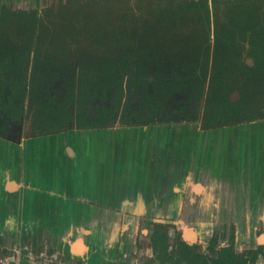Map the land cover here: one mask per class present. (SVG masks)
<instances>
[{
    "label": "crops",
    "instance_id": "obj_1",
    "mask_svg": "<svg viewBox=\"0 0 264 264\" xmlns=\"http://www.w3.org/2000/svg\"><path fill=\"white\" fill-rule=\"evenodd\" d=\"M50 4L0 0V10ZM157 222L190 242L233 224L238 243L264 244V118L0 136L8 264H142L137 246Z\"/></svg>",
    "mask_w": 264,
    "mask_h": 264
},
{
    "label": "trees",
    "instance_id": "obj_2",
    "mask_svg": "<svg viewBox=\"0 0 264 264\" xmlns=\"http://www.w3.org/2000/svg\"><path fill=\"white\" fill-rule=\"evenodd\" d=\"M223 2L224 15L219 11L220 0H188L180 7L163 8L153 25L164 33V44H172L175 64L186 67L190 63L197 68L189 71L196 94L202 92V84L207 81L202 127L264 117V112L254 106L264 103V0ZM189 11L194 27L188 33L177 34L175 29L181 24L177 16ZM73 14L84 15L80 10ZM82 28L94 44H103L107 50L95 60L96 64L80 63L66 82L63 98L49 96L48 92L45 93L48 96L40 97L38 94L46 88L45 79L67 53L66 39L54 26L43 22L36 10L13 11L5 7L0 10V115L19 119L29 92L33 133L106 126L115 121L118 110L115 105L123 91L124 75L129 71V57L137 58L138 52L144 53V42L136 47L134 37L110 29L90 16ZM115 49L118 52L114 53ZM244 50L252 64L244 60ZM111 86L114 106L102 105L97 118L88 117L92 99L104 96ZM235 88L240 98L232 101L229 95ZM139 117L134 121L128 116L122 119L125 123L141 124ZM166 239L167 233L161 226L156 227L152 235L154 245L164 248ZM220 253L226 264H253L255 258V252L247 258L237 257L230 248H221ZM195 264L209 263L198 258Z\"/></svg>",
    "mask_w": 264,
    "mask_h": 264
},
{
    "label": "rangeland",
    "instance_id": "obj_3",
    "mask_svg": "<svg viewBox=\"0 0 264 264\" xmlns=\"http://www.w3.org/2000/svg\"><path fill=\"white\" fill-rule=\"evenodd\" d=\"M186 1L188 0H49L51 4L37 12L38 17L63 33L66 39L67 53L61 64L53 67L50 76L45 79L44 86L46 88L40 91L42 95H38L40 97L49 95L63 98L67 86L66 82L71 77L72 72L79 68L80 63L90 62L92 64L107 50L103 44L101 46L94 44L87 37V31L82 28L87 16H90V18L102 22L110 29L125 31L126 34L134 37L137 41H135L136 47L144 42V53L140 51L141 54H139L138 52L137 58L129 57V71L124 75L123 91L118 97L121 106L125 105L128 110L135 111L142 100L149 97L148 100H157L160 109L164 112L170 111L176 115L178 113H193L198 104L204 106L206 102L205 93L202 94L203 96L195 94L189 77V71L191 69L197 70V68L190 63L186 67H182L180 63L175 64L174 51L170 50L172 44H164L165 42L162 40L165 37L164 33L157 26L153 27L157 15L163 8L180 7ZM223 1L220 0L219 4L221 15H224L226 8ZM79 10L84 13L86 18L82 14L79 15L80 17L73 14ZM191 15V11H189L184 16H177V19L181 20V24L175 29L177 34L188 33L194 27L195 21L191 20ZM136 47L132 49H136ZM116 52L118 49L114 50V53ZM248 59L249 57H244L246 62ZM235 91L240 96V92L236 88L230 94ZM47 92L48 95L45 94ZM24 98V108L19 119L0 115V131L6 130L7 136L15 135L16 138H20L31 131L30 121L33 107L29 92ZM114 100L111 86L104 96H97L92 99L90 112L92 113L100 103L112 104ZM254 106L258 107L259 111L264 112V103H255ZM74 110L73 108V112ZM261 118L264 117L257 119ZM226 239L227 232H225L224 238L221 234L219 235L220 243ZM147 243L148 239L143 242V246ZM196 251L207 254L209 257L215 254L214 248L207 245L195 246L194 252ZM180 253L179 262L186 264L189 255L188 250L182 249ZM163 257H165L164 254ZM149 258L147 264H156ZM153 258L155 259L156 255ZM256 264H264V247L260 250Z\"/></svg>",
    "mask_w": 264,
    "mask_h": 264
},
{
    "label": "flooded vegetation",
    "instance_id": "obj_4",
    "mask_svg": "<svg viewBox=\"0 0 264 264\" xmlns=\"http://www.w3.org/2000/svg\"><path fill=\"white\" fill-rule=\"evenodd\" d=\"M245 50L248 48V43L245 42ZM245 50L242 52L243 58L246 56ZM204 84L207 86V81L203 82L202 84V92L201 95L205 93L206 87H204ZM196 94V93H195ZM198 95V94H197ZM202 95V96H203ZM201 96V97H202ZM147 97V96H145ZM143 99L140 103V106L135 110H128V108L124 106H121L119 101L115 105L117 107V113H116V119L115 121L111 122H121L124 124H131L133 123H125L122 119L123 116H128L131 121H134L136 118L139 117V114H142L144 116L139 117V119L143 122L141 124H148V123H155V122H180L182 120L185 121H197L199 123L202 122V118L204 116V108L205 104L197 106L196 111H194L191 114H182L178 113L177 115L173 112H164L160 108V104L157 102V100H148ZM102 105L107 106H114V101L112 104H105L100 103L93 112H88V117L97 118V113L100 112V108ZM146 119V120H145ZM152 119V120H151ZM147 121V122H146ZM32 122V115H31V121L30 126ZM30 132L33 133L32 127H30ZM8 132L6 130L0 131V136L3 137H9V138H16L15 135L7 136ZM161 226V229L167 233V239L165 241L166 246L164 248H158L154 245V242L152 240L153 231L156 227ZM169 223H162L157 222L155 226L153 227L152 231L148 233V243L147 245L143 246H137V250H139L142 264L148 263V258L150 257L153 261V263H159V264H183L179 262V254L184 250H188V257L186 259V264H191L193 261L195 264L196 260L198 258L205 259L209 264H214V262H223L226 264V260L224 259L223 255L220 253L221 248H230V250L234 253L237 257H250L255 252V258L253 264H256L257 257L260 253V250L264 247V244H258V245H249V244H240L236 241V231L233 224L227 225V224H219L218 228H216L210 236L204 238V239H196L194 241H187L181 237V233L177 230L170 229ZM225 232H227V239L226 241L222 240L220 243L219 241V235H222V238L225 237ZM151 235V236H150ZM150 240V242H149ZM197 245H207L214 248V256L209 257L207 254L201 253V252H194V247ZM240 247V248H239ZM14 251L12 249H8L5 246L2 245L1 239H0V264H8L5 257L9 256L12 257ZM148 253V254H147ZM144 254V255H143ZM163 254L165 257H163ZM156 258L154 259L153 257ZM149 258V259H150ZM171 258L175 261L172 262ZM150 259V260H151Z\"/></svg>",
    "mask_w": 264,
    "mask_h": 264
},
{
    "label": "water",
    "instance_id": "obj_5",
    "mask_svg": "<svg viewBox=\"0 0 264 264\" xmlns=\"http://www.w3.org/2000/svg\"><path fill=\"white\" fill-rule=\"evenodd\" d=\"M247 62H248L249 64H252L253 61H252L251 58H249V59L247 60ZM229 97H230V99H231L232 101H235V100H237V99L240 98L239 93H238L237 91H235L233 94H230ZM252 120H258V119H252ZM246 121H248V120H246V119H242V120H240V121H238V122H239V123H243V122H246ZM238 122H232L231 124L238 123ZM111 124H113V123H111ZM229 124H230V123H229Z\"/></svg>",
    "mask_w": 264,
    "mask_h": 264
}]
</instances>
